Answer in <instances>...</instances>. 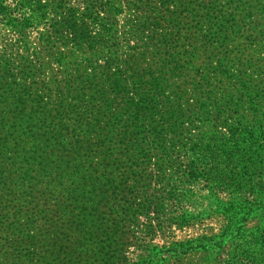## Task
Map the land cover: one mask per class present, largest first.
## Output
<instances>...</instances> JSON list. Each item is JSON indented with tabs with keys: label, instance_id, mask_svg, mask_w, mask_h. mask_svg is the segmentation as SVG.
Here are the masks:
<instances>
[{
	"label": "rangeland",
	"instance_id": "rangeland-1",
	"mask_svg": "<svg viewBox=\"0 0 264 264\" xmlns=\"http://www.w3.org/2000/svg\"><path fill=\"white\" fill-rule=\"evenodd\" d=\"M225 4L226 0H54L49 7L58 10L51 9L29 28L0 27V51L27 56L35 80L44 85L42 96H52L53 104L58 92L64 103L77 97L97 107L106 104L107 127L96 141L111 151L103 163L117 187L109 201L119 222L111 252L103 259L97 252L103 237L94 244L75 243L66 239L69 234L59 221L53 226L43 221L52 215L43 216L41 208L15 211L8 206L0 212V264H258L242 240L229 239L237 225L229 223L232 208L226 205L249 206L264 198V55L254 53L261 40L250 29V19L234 16L235 22L241 21L234 34L213 25L231 12ZM112 6L116 14L110 12ZM99 8L108 31L101 34L100 26L87 21L84 33L81 17ZM18 17L11 15V20ZM69 22L74 26H67ZM19 44L25 46L23 53ZM193 48H199L201 59L193 68L180 64L182 68L173 72L167 55ZM219 60L227 65L225 77L217 74ZM18 78L10 81L19 82ZM102 89L104 101L89 93ZM226 89L228 97L223 95ZM2 111L10 116L8 126L21 124V115L33 114L11 102ZM21 129L45 133L53 125L37 112L33 123ZM84 135L82 130L75 132L65 143ZM197 142L229 143L238 156L232 162L223 155L217 163L205 160L200 165L203 151H192ZM95 158L91 154L84 167ZM214 168L222 179L217 184L218 178L211 177ZM31 218L35 223L26 225ZM263 221L264 214L251 209L241 223L244 239L261 234ZM53 238L64 245L58 259L47 254L54 248ZM198 245L206 250H190ZM70 248L76 253L66 255Z\"/></svg>",
	"mask_w": 264,
	"mask_h": 264
},
{
	"label": "trees",
	"instance_id": "trees-1",
	"mask_svg": "<svg viewBox=\"0 0 264 264\" xmlns=\"http://www.w3.org/2000/svg\"><path fill=\"white\" fill-rule=\"evenodd\" d=\"M53 1L0 0V27H9L10 29L18 27L21 31L25 30L34 21L46 18L45 16L52 9L49 7V3ZM82 1L93 3L95 0ZM225 6L231 12L227 16L218 18L213 25L223 28L224 31H231L229 34H234L235 32L232 31L235 28L238 30L241 24V21L235 22L234 16L239 14L243 18L250 19L249 22L252 24L250 29L255 31L256 39L259 37L261 40L254 53L258 55L262 52L264 55V50H261L264 49V44H261V42L264 43V0H226ZM239 7L244 8L240 10ZM52 10L56 11L58 8ZM100 11V8L90 9L86 16L81 17L83 21L80 27L84 33L88 26L87 21L89 24L100 26L101 34L108 31L106 19L100 17ZM243 11H246L245 14ZM110 12L117 13L113 6ZM11 15H19L18 19L14 20L15 23L11 20ZM2 17L7 20L5 23L4 20H1ZM67 26L73 27L74 24L69 22ZM185 41L191 44L188 38ZM92 44L96 49L98 44L96 42ZM24 49L23 45L18 48L22 53ZM21 55L13 56L9 50L0 51V212L8 209V206L15 211L25 210L29 206L41 208L40 213H43V216L52 215L50 218L43 217V221L48 222L51 226L56 225L59 221L62 224L61 228L69 234L65 235L66 239H73L75 243H80L82 240L94 244L103 237L104 240H101V246L97 252L101 253L103 259H106V256L111 252L109 249L112 240L117 237L119 229V222L113 216L115 212L109 201V198H114L113 193H116L117 187L112 184L113 181L103 163L111 157V151L100 148L102 147L101 142L96 141L107 127L106 104L102 102L101 106L97 107L90 99L83 101L82 99L78 100L77 97L64 103L61 92L56 93L53 97V104L50 100L52 96H42L44 85L35 80L32 72L33 64L28 61L27 56ZM178 55L179 59H177ZM167 56L168 64L173 72H177L178 68H182L183 65L193 68L194 64L201 59L199 48ZM133 64L136 65V62L133 61ZM219 65L221 70L217 74L225 77L227 65L222 60H219ZM262 65L264 66V62ZM15 75H19V82L10 81ZM152 84L159 92L163 91V86L155 82ZM116 87L119 90V87ZM201 87L204 88V86ZM174 89L176 92V88ZM226 91L223 92V95L228 97L230 91ZM105 92V89H102L101 92L89 91L99 101H104L103 94ZM233 99V97H229L230 101ZM8 101L16 109L28 108L30 113H33L32 116L21 115L19 118L21 124L8 126L10 116H6V113L2 111L10 103ZM51 103L54 106L53 109H50ZM23 111L21 110L20 114ZM37 112L45 117L47 115V118L51 120L53 125L51 132H23L21 128L24 123H33ZM46 122L47 120L43 122L41 128L44 129ZM81 130L85 135L80 140L72 138L70 142L65 143L71 139L75 132ZM261 135L258 133L259 138ZM98 148L104 152L102 155L93 151ZM201 150L205 158L199 159L201 161L197 160L200 165H203L205 160L217 163L219 157L223 155L226 157V161L232 162L234 157L238 156V151L235 148H230L229 143L219 142L215 146H204L200 142L193 144L192 151L194 153L197 154ZM91 154L97 155L98 158H95L96 162L94 161L85 168L84 161L91 157ZM211 171L214 181L218 178L215 184L220 183L222 179L218 174L219 170L214 168ZM195 176V173H191V177ZM108 191L113 192L108 193ZM226 207L232 208L229 223L232 224L235 221L234 224L237 225L229 239L242 240L243 248L247 251L252 250L251 254L255 263L258 261V264H264V231L251 240H245L244 228L242 229L241 225L250 214L251 209L255 208V210H260V214H264V198L249 206L229 203ZM25 223L32 225L35 221L31 218ZM51 241L54 248L47 254L49 257L55 256L54 258L58 259L61 257L64 245L61 243V239L53 238ZM81 245L83 244L81 243ZM70 249L66 255L76 253L73 248ZM191 249L204 252L205 248L198 245ZM61 262L59 261L58 264H62Z\"/></svg>",
	"mask_w": 264,
	"mask_h": 264
}]
</instances>
